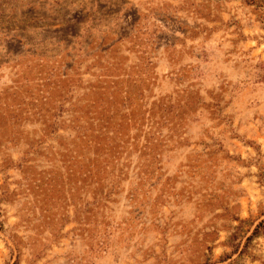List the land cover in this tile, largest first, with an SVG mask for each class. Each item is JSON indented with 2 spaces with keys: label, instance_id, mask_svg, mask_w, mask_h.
Masks as SVG:
<instances>
[{
  "label": "rangeland",
  "instance_id": "374dc122",
  "mask_svg": "<svg viewBox=\"0 0 264 264\" xmlns=\"http://www.w3.org/2000/svg\"><path fill=\"white\" fill-rule=\"evenodd\" d=\"M0 264H264V0H0Z\"/></svg>",
  "mask_w": 264,
  "mask_h": 264
},
{
  "label": "trees",
  "instance_id": "16d2710c",
  "mask_svg": "<svg viewBox=\"0 0 264 264\" xmlns=\"http://www.w3.org/2000/svg\"><path fill=\"white\" fill-rule=\"evenodd\" d=\"M258 227H259V226H256V227H255V228L252 230V232H251V235H250V236H253V235H255V234H256V232H257V230H258ZM249 238H250V237H247V238H246V240H249Z\"/></svg>",
  "mask_w": 264,
  "mask_h": 264
}]
</instances>
